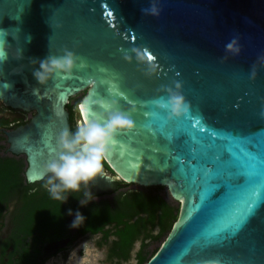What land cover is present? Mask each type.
<instances>
[{
  "label": "water",
  "instance_id": "water-1",
  "mask_svg": "<svg viewBox=\"0 0 264 264\" xmlns=\"http://www.w3.org/2000/svg\"><path fill=\"white\" fill-rule=\"evenodd\" d=\"M152 7L157 14L146 11ZM233 40L238 53L226 48ZM66 51L75 57L70 74L61 70L43 83L35 78L40 61ZM0 52V100L33 111L8 131L9 149L26 156L28 182L52 173L48 166L70 153L60 144L63 132L74 136L68 102L76 126L123 113L133 126L114 133L103 174L88 181L89 195L130 183L162 186L180 202L169 232L143 264H264V185L249 209L248 191L226 189L210 201L219 185L204 183L219 173L215 156L224 150L233 153L234 166L248 170L236 146L218 141L207 148L199 142L203 134L164 139L153 128L176 121L189 132L199 125L225 138L256 132L264 155V0H0ZM169 89L184 96L187 112L176 116L160 107ZM175 156L188 163L187 175ZM55 242L49 253L67 244Z\"/></svg>",
  "mask_w": 264,
  "mask_h": 264
},
{
  "label": "trees",
  "instance_id": "trees-1",
  "mask_svg": "<svg viewBox=\"0 0 264 264\" xmlns=\"http://www.w3.org/2000/svg\"><path fill=\"white\" fill-rule=\"evenodd\" d=\"M66 108L70 114L72 132L75 134L77 126L74 122L73 106L68 102ZM49 177L50 175H47L37 183H48ZM24 179L21 162L6 159L0 164V183H24ZM52 183H59V180L53 178ZM87 185L88 182H81L76 190L61 189V195L65 197L63 200L48 199L41 209L47 212L45 224L56 230V236L67 235L73 222L71 216H76L78 211L84 217L77 225L78 233H101L105 241L113 235L112 252L120 258L127 259L134 242L140 239L136 264H143L155 252L149 251V242L160 239L164 232L166 233L163 238L167 235L179 209L176 210L172 203L161 195L162 186L123 193L119 192V186L113 191L112 197L93 199L85 196ZM155 227L158 228L157 233H153Z\"/></svg>",
  "mask_w": 264,
  "mask_h": 264
},
{
  "label": "flooded vegetation",
  "instance_id": "flooded-vegetation-1",
  "mask_svg": "<svg viewBox=\"0 0 264 264\" xmlns=\"http://www.w3.org/2000/svg\"><path fill=\"white\" fill-rule=\"evenodd\" d=\"M0 104L10 111L9 114L0 112V164L6 159L17 160L22 163L24 174L26 156L22 153H13L9 149L8 131L28 122L33 111L12 108L1 100ZM47 175L52 179L56 178L54 173ZM43 179L28 182L25 177L24 183H0V264H46L48 259L57 255L59 251L67 249L79 237L88 233L79 234L77 226H71L69 234L59 237L55 235L56 230L53 227L45 224L47 212L41 209L52 197L47 190L48 183H37ZM89 193L88 183L87 196L93 199H100L112 194L113 191L92 195ZM74 219L75 215H72L71 220ZM64 239L67 240L66 245L49 253L47 248L49 244Z\"/></svg>",
  "mask_w": 264,
  "mask_h": 264
},
{
  "label": "clouds",
  "instance_id": "clouds-1",
  "mask_svg": "<svg viewBox=\"0 0 264 264\" xmlns=\"http://www.w3.org/2000/svg\"><path fill=\"white\" fill-rule=\"evenodd\" d=\"M152 14H157V9L152 7ZM226 48L234 53L239 52V47L235 40L226 44ZM5 58L4 53L0 52V62ZM75 65L74 54L66 51L62 56H52L46 60L40 61L39 69L34 71L35 78L41 83L45 82L50 74L58 73L63 70L65 73H71ZM255 75V71H253ZM180 87L179 84L176 85ZM161 108H167L171 114L179 116L187 112V103L182 94L178 91L169 89L168 99L157 101ZM87 111L88 105L82 100ZM133 126V121L125 114L120 112L112 113L106 122L100 123L96 120H81L78 123L77 131L71 140L67 139L68 133L65 131L61 134L60 144L63 148L69 149V154L61 156L59 164L52 163L48 169L58 178L59 183H52L49 177L47 190L49 195L55 200H63L65 197L61 195V189L76 190L80 187L81 182L87 183L98 174L102 173V161L106 160L109 144L114 142V133L120 129H129ZM75 145H79L78 149H74ZM88 194L85 193V196ZM84 203V201H81ZM71 211V210H70ZM84 217L77 211L75 220L70 226L75 227L82 222Z\"/></svg>",
  "mask_w": 264,
  "mask_h": 264
},
{
  "label": "snow or ice",
  "instance_id": "snow-or-ice-1",
  "mask_svg": "<svg viewBox=\"0 0 264 264\" xmlns=\"http://www.w3.org/2000/svg\"><path fill=\"white\" fill-rule=\"evenodd\" d=\"M140 125H142L141 121L139 123V126ZM192 127L195 129L194 132H189L176 121H165L163 123L157 122V124L153 125L156 135L164 139L181 135L188 139H197V134H203L199 136V142L207 148H211L213 144L218 141H224L225 143L235 145L236 151L239 152L245 164H247L248 170L243 172L241 169L234 166L232 164L233 153L224 150L221 154L215 156L220 168L219 173L215 178L206 177L204 183L207 185H219V187L210 193V201L216 200L217 197L224 194L226 189L230 191L246 190L249 192L250 196L246 202V207L249 209L253 208L256 204L257 192L260 189V186L264 185V172H260L258 180V169L264 168V155L261 154L256 132H251L249 134L241 133L238 136L225 138L218 132H215V130L204 131L199 125L196 127L192 125ZM214 136L215 138H213ZM249 146H251V148ZM195 151V148L191 149L192 153H195ZM173 159L177 165H180V170L187 175L186 165H188V163L181 164L180 156H175ZM186 159L189 162L194 161V159H188L187 157ZM238 177H244V181L242 183H234L233 181ZM221 185L224 186V190L220 192L219 195H214L217 190L220 189ZM246 216L247 215H245V218Z\"/></svg>",
  "mask_w": 264,
  "mask_h": 264
},
{
  "label": "rangeland",
  "instance_id": "rangeland-1",
  "mask_svg": "<svg viewBox=\"0 0 264 264\" xmlns=\"http://www.w3.org/2000/svg\"><path fill=\"white\" fill-rule=\"evenodd\" d=\"M0 112L3 114H9L10 111L7 107L0 104ZM16 112V111H15ZM146 187H140L136 184H125L119 190V192H128L132 190H145ZM161 195L164 196L176 210L180 207V202L172 199L169 191L165 188H162L160 191ZM112 194L105 195L103 197H112ZM99 199V198H97ZM178 211H176V214ZM158 228H153V233H157ZM164 232L160 239L150 241L148 249L153 253L159 246L160 240L163 238ZM114 236L111 235L108 240L102 238L101 233H87L79 237L70 247L59 251V253L46 262V264H136V252L138 251L141 240H136L130 250L129 257L127 259L120 258L112 252V243ZM77 250L80 253V256L74 254V251ZM78 261V262H77Z\"/></svg>",
  "mask_w": 264,
  "mask_h": 264
},
{
  "label": "bare ground",
  "instance_id": "bare-ground-1",
  "mask_svg": "<svg viewBox=\"0 0 264 264\" xmlns=\"http://www.w3.org/2000/svg\"><path fill=\"white\" fill-rule=\"evenodd\" d=\"M60 245V242H55V243H51V244H49L48 245V251H53V249H55L56 247H58ZM60 248V247H59ZM58 248V249H59ZM55 252V251H54ZM74 254L75 255H77V256H80V253L77 251V250H75L74 251ZM78 262V261H77Z\"/></svg>",
  "mask_w": 264,
  "mask_h": 264
}]
</instances>
